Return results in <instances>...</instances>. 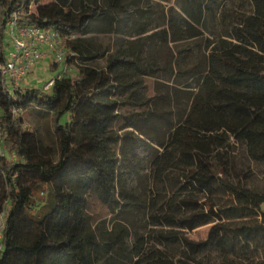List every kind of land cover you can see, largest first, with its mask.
Masks as SVG:
<instances>
[{
  "label": "trees",
  "instance_id": "obj_1",
  "mask_svg": "<svg viewBox=\"0 0 264 264\" xmlns=\"http://www.w3.org/2000/svg\"><path fill=\"white\" fill-rule=\"evenodd\" d=\"M137 1L0 0V63L13 11L57 31L77 52L67 62L104 54L91 47L96 31L123 29L142 49L58 73L48 90L9 89L0 70L11 156H0V264H264V187L244 184L251 168L264 175V0H174L151 32ZM159 44L170 47L162 63ZM160 75L187 108L145 95V78ZM32 106L50 113L55 148L25 127L19 113ZM90 190L113 212L107 234L91 221ZM205 224L204 238L188 235Z\"/></svg>",
  "mask_w": 264,
  "mask_h": 264
},
{
  "label": "rangeland",
  "instance_id": "obj_2",
  "mask_svg": "<svg viewBox=\"0 0 264 264\" xmlns=\"http://www.w3.org/2000/svg\"><path fill=\"white\" fill-rule=\"evenodd\" d=\"M142 3L150 7V10L157 8V12L160 13V11L163 8L166 9L169 5L174 4V0H142ZM154 15L155 16L151 20L152 24H151V28L149 29L150 32L155 29L153 24L160 19V16L158 13L156 14V11ZM91 36H92V40L96 44L109 45L111 48L114 47L113 41H115V37L113 35L94 34ZM61 46H63L65 49L69 47L68 45L65 44V41L63 40ZM172 46L175 47L173 44ZM10 48H11V42L9 41V38L5 33L4 50L6 56ZM155 50L159 62L162 63L163 60L167 58L168 53L170 51V47L159 44L158 46H156ZM44 61L46 65H42L40 70H37L34 65L32 69L28 71L25 80L22 82L23 86L41 87L45 80H47L49 77L55 76L58 73H69L70 75H74L77 71V66L80 64L103 65L105 63V57L83 59L82 57L78 56L69 62L67 61L60 62L55 68H53L52 63L54 62V59H53V53L51 51L48 54L47 59ZM145 84L146 87L144 88L143 92L145 93L146 96L153 97L159 93H164V92L168 93L170 100L169 103H164V101H162V105L164 107L171 106L173 111L176 105L180 106L181 108L183 106L187 108L188 106L187 94L175 90L173 88L174 87L173 82L171 80L165 79L163 75H160L158 77L156 76L146 77ZM121 109L122 111L127 112L135 108L132 105L128 104L123 106ZM19 114L23 117L24 125L26 128L36 130L43 139V141L48 143L52 147L55 148L57 146L56 137L52 129L53 124L50 113L42 110H38L37 108L32 106L28 109L23 110ZM2 148L4 150V153L10 159L11 156L7 154L3 145ZM138 151L142 156L146 155L145 154L146 147H144V145L138 146ZM238 156H239L238 165L243 166L244 162H242L240 154H238ZM13 159L16 158L13 157ZM251 165H253V163ZM248 171L249 174L248 177L244 180V184L252 188L264 187V175L262 174V171L256 170L255 168H251ZM35 196L40 205L44 204L47 200V189L35 192ZM263 208H264V204H263ZM8 209H9V204L7 203L5 211L7 212ZM87 210L91 215V221L95 225L94 227L98 233L107 234L114 229L113 225L115 219L113 216V212L111 211L110 207L99 198V196L96 194L94 190H90L87 192ZM208 228H209V224L197 226L189 230L188 235L194 239L204 238Z\"/></svg>",
  "mask_w": 264,
  "mask_h": 264
},
{
  "label": "built area",
  "instance_id": "obj_3",
  "mask_svg": "<svg viewBox=\"0 0 264 264\" xmlns=\"http://www.w3.org/2000/svg\"><path fill=\"white\" fill-rule=\"evenodd\" d=\"M11 48L6 60L0 63V70L3 82L9 89L22 86L26 74L36 64V61L45 55L44 47L51 50L53 59L63 62L67 57H75L77 52L72 48L61 46L62 37L53 29L42 28L35 24H20L17 20V13L12 12L6 23V30ZM54 81V76L49 77L42 84V88L48 90ZM19 107H14L12 112H20ZM0 136V156L4 154ZM5 213L0 212V250L2 249V233L5 226Z\"/></svg>",
  "mask_w": 264,
  "mask_h": 264
},
{
  "label": "crops",
  "instance_id": "obj_4",
  "mask_svg": "<svg viewBox=\"0 0 264 264\" xmlns=\"http://www.w3.org/2000/svg\"><path fill=\"white\" fill-rule=\"evenodd\" d=\"M137 3L139 5H144L142 3V0L137 1ZM144 6L148 7L147 5H144ZM148 8L150 9V7H148ZM151 11H152L153 15H154L155 11H156V14L159 13V12H157V8L152 9ZM153 26L155 28V24H153ZM149 28H151V24L149 25ZM94 34H110V35H113L115 37V41H113L114 47L111 48L109 45L96 44L92 40V36H90L91 37V42H92V44H91L92 49L94 51H100V52L104 51L103 55H101L99 57H95V58H104L105 57V60H106V56L109 53H112V52H115V51H118V50H123L125 48L137 51L138 48H139L138 47L139 42L137 43V42H135L133 40L134 36L128 34L123 29L116 28V29H113L111 32L96 31V32H93L91 35H94ZM139 49H141V48H139ZM44 51H45V56L43 58H41V59L36 61L35 67H36L37 70H40L42 65H46V63H44L45 62L44 60L47 59L48 54L51 52V50L47 49L46 47H44ZM263 204H264V201L261 203V209L262 210H264Z\"/></svg>",
  "mask_w": 264,
  "mask_h": 264
}]
</instances>
